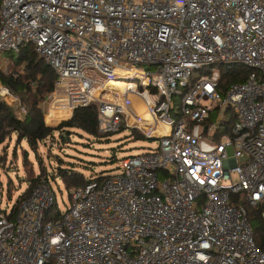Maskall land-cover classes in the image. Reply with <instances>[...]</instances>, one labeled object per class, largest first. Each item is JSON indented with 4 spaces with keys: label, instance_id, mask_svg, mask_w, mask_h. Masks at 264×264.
<instances>
[{
    "label": "built area",
    "instance_id": "1",
    "mask_svg": "<svg viewBox=\"0 0 264 264\" xmlns=\"http://www.w3.org/2000/svg\"><path fill=\"white\" fill-rule=\"evenodd\" d=\"M25 47L64 119L96 105L100 134L159 145L65 211L44 182L0 206V264H264V0H0V73ZM0 100L27 117L1 78Z\"/></svg>",
    "mask_w": 264,
    "mask_h": 264
},
{
    "label": "trees",
    "instance_id": "2",
    "mask_svg": "<svg viewBox=\"0 0 264 264\" xmlns=\"http://www.w3.org/2000/svg\"><path fill=\"white\" fill-rule=\"evenodd\" d=\"M9 58L11 60L9 72L8 74L0 73V78L5 86L19 96L22 105L28 110V115L25 119L19 120L16 110L0 100V146L11 135L16 134L20 143L26 142L29 150L39 156L41 145H46L48 141L54 142L53 144L61 143L65 145L70 142V137L76 134L90 137L104 136L98 131V107L96 105L75 110L70 119L61 122L57 126L46 125L42 103L54 91L57 80L56 75L30 47H25L17 60L14 61L13 55H9ZM224 77L226 84L239 81L233 74L228 73ZM133 135L145 138L140 133H134ZM27 153L26 151L25 162L29 160ZM58 164L53 175L45 173L44 170L43 173L45 174L35 175L33 170H29V177L26 181L28 187L21 197L29 196L32 190L42 182L52 184V182H56L60 178L66 191L69 192V199H71L75 189L85 187L90 182L73 166L65 165L61 159L58 160ZM24 166L26 168V165ZM1 167L6 169L3 160L0 158ZM18 203L14 206L13 214L18 208ZM244 205L248 211L254 239L257 245L262 248L264 247V220L262 213L259 209L252 208L246 203ZM51 212L52 210L48 213V216H50Z\"/></svg>",
    "mask_w": 264,
    "mask_h": 264
},
{
    "label": "rangeland",
    "instance_id": "3",
    "mask_svg": "<svg viewBox=\"0 0 264 264\" xmlns=\"http://www.w3.org/2000/svg\"><path fill=\"white\" fill-rule=\"evenodd\" d=\"M17 58V55L14 56V61ZM42 107L45 112L46 125L57 126L67 120L64 119L68 117L66 112L56 110L49 100L44 101ZM137 135L119 133L90 137L76 134L71 136L70 142L65 145L53 144L54 142L51 141H48L46 145H41L39 156L29 150L26 142L20 143L16 134L11 135L0 146V158L6 168H0V206L5 205L11 208L18 202L28 187L26 181L29 177V170H33L35 175L41 173L53 175L59 165V159L65 165L73 166L87 180L122 173L121 161L123 159L144 154L150 149H156L159 145V142L155 140H147ZM25 150L29 157L27 162H25ZM228 154L233 156L232 148L228 149ZM52 187L56 192L60 209L65 211L70 206L69 192L66 191L60 178L52 182Z\"/></svg>",
    "mask_w": 264,
    "mask_h": 264
},
{
    "label": "bare ground",
    "instance_id": "4",
    "mask_svg": "<svg viewBox=\"0 0 264 264\" xmlns=\"http://www.w3.org/2000/svg\"><path fill=\"white\" fill-rule=\"evenodd\" d=\"M115 86H117L118 88H121L122 86H124V84H116ZM66 112V111H65ZM67 115H69L67 112H66Z\"/></svg>",
    "mask_w": 264,
    "mask_h": 264
}]
</instances>
